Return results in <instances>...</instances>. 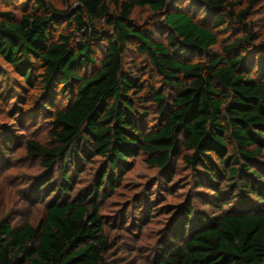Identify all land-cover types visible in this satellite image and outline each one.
Here are the masks:
<instances>
[{"label":"trees","instance_id":"trees-1","mask_svg":"<svg viewBox=\"0 0 264 264\" xmlns=\"http://www.w3.org/2000/svg\"><path fill=\"white\" fill-rule=\"evenodd\" d=\"M181 1L62 0L64 8H58L46 0H26L19 17L0 11L1 58L27 85L44 92L49 142L29 139L25 148L48 177H38L42 187H32L30 194L40 201L43 189L62 195L46 204L36 226L16 228L0 210V264H103L108 244L100 192L113 193L140 153L147 165L168 176L183 151L191 152L183 160L198 173L199 188L211 193L203 198L218 214L199 219L192 205L182 206L184 219L172 233L173 246L164 247L154 264H264V191L259 186L264 175L253 170L264 157V55L257 76L247 54L258 46L249 26L221 53L212 51L220 43V27L245 25L249 9L238 11L231 0H192L210 17L217 15L206 23ZM146 8L160 17L157 25L168 32L166 42L134 22L135 10ZM100 43L104 59L98 71L89 73ZM131 47L148 58L164 83L178 88L169 103L163 90L150 87V100L162 115L150 132L141 110L145 87L125 70ZM190 56L202 59L193 62ZM60 96L70 98L64 107L57 106ZM98 158L105 165L94 186L68 198L73 178L83 173L81 164ZM63 159L60 171L74 170L71 177L62 174L57 189L51 181ZM220 173L245 197L233 201L229 190H220Z\"/></svg>","mask_w":264,"mask_h":264},{"label":"rangeland","instance_id":"rangeland-1","mask_svg":"<svg viewBox=\"0 0 264 264\" xmlns=\"http://www.w3.org/2000/svg\"><path fill=\"white\" fill-rule=\"evenodd\" d=\"M46 1L58 8H64L62 0ZM25 2L26 0H0V11L19 17L25 12L23 5ZM231 2L238 11L249 9L248 20L245 25L229 22L220 27L218 30L220 43L212 51L221 53L224 44L245 36L247 34L245 26H249L258 46L247 50V54L250 56V63L255 66L254 74L257 73L258 76V66L263 65L264 55V48H260V45H264V0H231ZM181 4L200 22L211 23L217 16L215 14L210 17L206 10L200 9L199 4L192 0H182ZM133 20L141 28L155 30L156 39L166 42L168 32L157 25L160 17L154 16L148 8L136 9ZM104 46L102 43L97 46V64L87 69V72L94 73L99 70L104 59ZM201 59L195 56L189 57L193 62ZM124 62L125 70L140 77L145 87L142 95L146 102L141 110L147 113L146 121L144 120L145 132H150L162 121L157 106L150 100V87L155 85L156 89L163 90L169 103L174 101L178 88L164 83L150 66L148 58L138 54L134 47L126 52ZM43 93L37 85H27L0 56V210L2 216L16 228H21L26 223L36 226L45 217L46 204L54 198L58 200L62 197L61 195L57 198L58 191L46 193L44 189L39 194L42 197L41 201L30 194L32 187H42L39 178L42 181V178L48 177L40 161L29 158L25 148L29 139L41 143L49 142L48 119L41 108ZM69 99L67 96L58 97L57 106H66ZM5 143L8 144L7 149ZM183 156H191V152L183 151L176 157L172 170L166 176L165 173H161L163 171L147 165L146 157L140 153L128 164L127 170L121 173L113 193L108 190L100 192L97 203L104 221L103 237L107 239L108 244L103 264H154L164 247L173 246L172 233L182 223L184 215L181 208L187 203L195 208L199 219L205 215L204 213L209 217L218 214L215 208L205 203L204 193H211L205 191L208 189L199 188L198 173L191 171ZM63 162L64 159L57 167L51 181L57 189H61L62 174L67 171L71 177L74 170L73 167L62 169V173L60 170ZM259 163L261 164L253 167V170L263 172L264 175V157ZM104 165L105 161L99 158L95 159L93 164L82 163L83 173L73 178V191L69 193L68 198L73 199L81 192L92 188L95 184V176ZM220 174L223 182L220 190H229L227 191L229 195L235 198L232 199L233 201L245 197L238 192V189L230 187V182L222 176V173ZM242 177L252 181L253 183H250L252 186L258 185L254 179L247 178L245 173ZM263 181L264 176L259 181V186L264 191Z\"/></svg>","mask_w":264,"mask_h":264}]
</instances>
